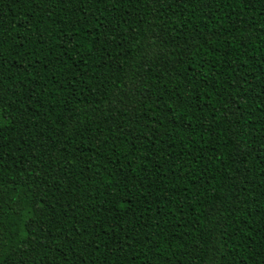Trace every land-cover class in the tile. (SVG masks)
<instances>
[{"label": "trees", "instance_id": "trees-1", "mask_svg": "<svg viewBox=\"0 0 264 264\" xmlns=\"http://www.w3.org/2000/svg\"><path fill=\"white\" fill-rule=\"evenodd\" d=\"M0 264H264V0H0Z\"/></svg>", "mask_w": 264, "mask_h": 264}]
</instances>
